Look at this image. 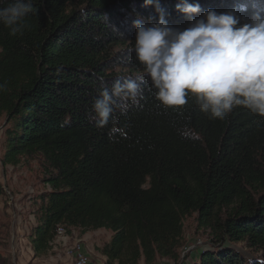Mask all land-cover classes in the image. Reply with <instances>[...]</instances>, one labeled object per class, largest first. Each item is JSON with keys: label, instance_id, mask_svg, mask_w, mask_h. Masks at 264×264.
Wrapping results in <instances>:
<instances>
[{"label": "trees", "instance_id": "16d2710c", "mask_svg": "<svg viewBox=\"0 0 264 264\" xmlns=\"http://www.w3.org/2000/svg\"><path fill=\"white\" fill-rule=\"evenodd\" d=\"M179 2L159 0L183 30L190 21ZM196 2L223 12L243 0ZM138 18L158 22L155 0H33L23 34L0 24L3 165L41 157L50 188L28 237L34 258L51 254L63 229L112 233L100 250L106 264L177 261L184 221L196 214L213 247L194 264H264V119L238 108L211 120L192 98L182 110L157 107L134 52ZM141 76L143 107L115 111L127 135L110 138L114 125L98 128L93 104Z\"/></svg>", "mask_w": 264, "mask_h": 264}, {"label": "clouds", "instance_id": "9594fccd", "mask_svg": "<svg viewBox=\"0 0 264 264\" xmlns=\"http://www.w3.org/2000/svg\"><path fill=\"white\" fill-rule=\"evenodd\" d=\"M153 3L145 0L146 7ZM155 9L158 22L134 21V52L151 81L156 106L182 110L192 98L211 120L223 121L238 108L264 119V0H243L223 12L180 0L177 11L190 21L183 30L169 25L159 0ZM32 11L33 0H14L0 7V24L12 36L23 34ZM144 83V76L117 81L95 100L93 119L101 129L111 120L110 138L127 135V125L115 126L113 113L126 115L132 107H143ZM180 135L190 138V130L185 127Z\"/></svg>", "mask_w": 264, "mask_h": 264}, {"label": "rangeland", "instance_id": "374dc122", "mask_svg": "<svg viewBox=\"0 0 264 264\" xmlns=\"http://www.w3.org/2000/svg\"><path fill=\"white\" fill-rule=\"evenodd\" d=\"M5 120V117L0 118V264H74L72 255L77 244L82 245L91 264H106L100 250L110 241L112 233L105 230L87 234L74 230V239L69 241L68 247L59 246L55 251L53 247L47 257H33L28 237L37 224L35 213L40 207L38 197L50 189L44 182L46 166L41 157L22 160L18 166L3 165ZM58 238L65 240L67 236L65 234ZM212 241L211 230L201 226L198 216L194 214L184 221L177 261L159 258L154 264H194L203 251L212 249ZM232 246L246 251L243 245ZM66 249H70V252ZM139 264L145 262L141 260Z\"/></svg>", "mask_w": 264, "mask_h": 264}, {"label": "built area", "instance_id": "2783aa9c", "mask_svg": "<svg viewBox=\"0 0 264 264\" xmlns=\"http://www.w3.org/2000/svg\"><path fill=\"white\" fill-rule=\"evenodd\" d=\"M65 235V231L63 229L58 230V237H61ZM74 264H91V261L89 260L88 256L83 250V247L81 244H77L74 247Z\"/></svg>", "mask_w": 264, "mask_h": 264}, {"label": "crops", "instance_id": "0c3cea01", "mask_svg": "<svg viewBox=\"0 0 264 264\" xmlns=\"http://www.w3.org/2000/svg\"><path fill=\"white\" fill-rule=\"evenodd\" d=\"M101 231V230H100ZM75 235V232H72V234H70V236L69 235H66L67 236V238L65 239L66 240V243H65V240H62V239H57L56 240V242H55V244H54V248L55 249H53V251H55L56 249H58V247L59 246H61V247H68V245H69V241L70 240H72V239H74V236ZM28 244H29V246H30V250H31V252H32V255H33V257H34V254H33V251H32V248H31V245H30V242H29V239H28ZM73 248V247H72ZM72 248H71V250H72ZM67 251L68 250H70V249H66ZM60 252L62 253L63 251L62 250H60ZM68 252H70V251H68ZM71 255V254H70ZM73 257H74V254L72 255ZM105 260H107L106 258H105ZM65 262H68V260H66L65 259Z\"/></svg>", "mask_w": 264, "mask_h": 264}]
</instances>
